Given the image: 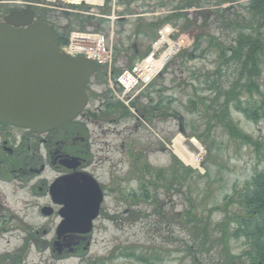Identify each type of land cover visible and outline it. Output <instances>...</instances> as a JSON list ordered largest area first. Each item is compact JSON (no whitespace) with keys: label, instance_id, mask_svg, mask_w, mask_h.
<instances>
[{"label":"rangeland","instance_id":"374dc122","mask_svg":"<svg viewBox=\"0 0 264 264\" xmlns=\"http://www.w3.org/2000/svg\"><path fill=\"white\" fill-rule=\"evenodd\" d=\"M101 1L76 9L65 0L46 2L55 6L51 18L60 36L99 32L113 39V81L148 52L164 21L195 38L194 51L175 59L131 102L115 83L110 87L103 69L86 88L87 108L64 128L63 133L86 134L91 170L105 193L89 252L57 262L51 257L60 216L42 213L49 199L38 187L53 179L52 169L34 177L32 197L18 192L12 200L18 220L12 222L17 229L9 247L21 248L32 233L26 245L33 264H251L257 259L255 239L233 236L236 223L227 216L243 212L234 197L251 188L254 175L264 169V52L255 57L260 61L254 76L259 91L250 95L255 102L247 92L240 96L244 108H260L258 117L233 102L224 115L221 108L222 94L242 72L231 52L222 50L239 45L240 36L264 32L257 10L249 8L254 0ZM61 9L73 11L64 16ZM229 124L250 141L233 135ZM181 125L203 147L198 166L186 165L172 150L173 139L184 136ZM23 136L31 137L39 157L45 155L38 135L14 129L11 140ZM5 245L0 240V248Z\"/></svg>","mask_w":264,"mask_h":264},{"label":"water","instance_id":"95a60500","mask_svg":"<svg viewBox=\"0 0 264 264\" xmlns=\"http://www.w3.org/2000/svg\"><path fill=\"white\" fill-rule=\"evenodd\" d=\"M97 71L89 58L63 52L51 26L34 20L31 12L10 14L0 22V122L46 134L78 119L89 104L86 88ZM180 132L188 150L198 154L182 125ZM50 191L53 201L64 205L59 234L92 231L104 201L92 174L57 178Z\"/></svg>","mask_w":264,"mask_h":264},{"label":"flooded vegetation","instance_id":"af4514ba","mask_svg":"<svg viewBox=\"0 0 264 264\" xmlns=\"http://www.w3.org/2000/svg\"><path fill=\"white\" fill-rule=\"evenodd\" d=\"M46 1L0 0V22H4L5 18L14 12H31L34 20L49 24L53 31L57 32V27L51 18L53 12L51 8L55 6H51ZM61 10L64 16L71 15V11ZM64 27L67 28L68 26ZM66 126L43 134L45 137H41L42 134L34 133L24 127L0 122V240L6 243L4 248H0V264H33L32 249L26 245L31 240L32 233H30L29 238L25 236L21 248H10L9 244L10 238L13 237V231L17 229L12 222L18 220L16 212L11 210L12 200H17L18 192L21 195L33 196L35 176L44 173L47 169H52L56 173L53 179L38 187V192H44V195L49 199L47 205L42 207V213L44 208H50L51 210H47L48 214H43L45 216L59 215L60 223L62 221L60 211L64 205L53 201L50 191L51 185L57 178L75 172H87L94 176L91 170L92 162L86 146L88 142L86 134L75 129H69L68 132L63 133ZM14 129H24L34 136H40L37 143L45 146V155L39 157V154L36 153L37 147L31 146L29 143L31 137L23 136L20 141H17V137H15L14 142H12L11 136H13ZM35 141H37V138ZM74 158L78 160H74ZM76 164L79 165L75 168ZM101 209L98 218L101 215ZM24 223L22 228L26 229L29 225L25 221ZM93 229L89 233L59 234L57 227L54 239L51 244L49 243L50 247L52 246V259L57 262L67 256L80 255L82 257L81 254L85 251L88 253L93 241Z\"/></svg>","mask_w":264,"mask_h":264},{"label":"trees","instance_id":"16d2710c","mask_svg":"<svg viewBox=\"0 0 264 264\" xmlns=\"http://www.w3.org/2000/svg\"><path fill=\"white\" fill-rule=\"evenodd\" d=\"M249 8L252 12L257 10L259 14L257 20L264 25V0H254ZM240 37L239 45L229 47L226 51L222 50L223 54L231 52V58L238 60L240 66H242V72L239 75L240 80L235 82L231 89L224 91L222 94L225 97V102L221 108V113L224 115L228 110V105L233 102L238 110L252 112L249 115L256 119L258 117L256 116L257 111L259 112L260 108L257 110V108L250 106L251 104L248 106L249 109L244 108L240 96L245 92L252 96L255 91H259V86L256 84L254 76L259 72L260 61L257 62L255 57H260L261 53L264 52V32H258L254 37L250 34ZM59 41L61 44H65L68 42V37L66 35L59 36ZM244 75H247V77L243 81ZM244 89H247V91ZM250 101L255 102V99L251 98ZM228 127L233 135L238 136L242 140L250 141V137L242 134L235 125L229 124ZM230 202H233V200ZM234 203H238L242 207L243 212L240 213L239 211L234 215L227 216L228 219L236 223L234 232L232 230L230 232L233 236L243 235L255 239L254 248L257 250V259L251 264H264V169L254 175L251 188L245 190L239 196L235 195ZM220 209L226 210L225 207ZM226 224L227 222H224L222 226Z\"/></svg>","mask_w":264,"mask_h":264},{"label":"built area","instance_id":"2783aa9c","mask_svg":"<svg viewBox=\"0 0 264 264\" xmlns=\"http://www.w3.org/2000/svg\"><path fill=\"white\" fill-rule=\"evenodd\" d=\"M158 40L156 42L152 41L150 51L144 58L138 60L132 66L124 68L117 77L116 83L121 89L123 96L135 92L134 97L140 89L148 86L165 68L156 61V51H154L153 47L160 49ZM63 49L72 56H87L98 65L107 67L111 75L115 56L114 44L112 41H108L104 34L74 32L70 37L69 43ZM110 83L111 85L113 84L112 81Z\"/></svg>","mask_w":264,"mask_h":264},{"label":"bare ground","instance_id":"6f19581e","mask_svg":"<svg viewBox=\"0 0 264 264\" xmlns=\"http://www.w3.org/2000/svg\"><path fill=\"white\" fill-rule=\"evenodd\" d=\"M68 3L70 9H76L77 5L81 2H87L90 6H99L102 4L101 0H65ZM165 22V21H164ZM158 24L155 30V38L153 42L158 40V50L157 47H153L156 51V61L158 64L163 65L164 70L168 69L170 64L174 62L175 59L183 56L185 54H190L194 51L195 38L191 37L185 33V31L180 30L174 27L170 23ZM177 39L178 42H177ZM192 54V53H191ZM166 60V61H165ZM184 136H176L172 141V150L174 154L182 160L186 165L198 166L201 162L202 156L204 154L203 147L201 144L193 138L192 142L195 145V148L198 149L199 153H194L188 150L184 145Z\"/></svg>","mask_w":264,"mask_h":264}]
</instances>
